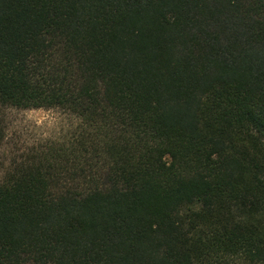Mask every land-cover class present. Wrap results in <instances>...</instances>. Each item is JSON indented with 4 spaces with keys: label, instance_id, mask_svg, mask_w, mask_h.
Segmentation results:
<instances>
[{
    "label": "trees",
    "instance_id": "1",
    "mask_svg": "<svg viewBox=\"0 0 264 264\" xmlns=\"http://www.w3.org/2000/svg\"><path fill=\"white\" fill-rule=\"evenodd\" d=\"M0 107L78 120L0 180V264H264V0H0Z\"/></svg>",
    "mask_w": 264,
    "mask_h": 264
},
{
    "label": "rangeland",
    "instance_id": "2",
    "mask_svg": "<svg viewBox=\"0 0 264 264\" xmlns=\"http://www.w3.org/2000/svg\"><path fill=\"white\" fill-rule=\"evenodd\" d=\"M5 137L0 143V180L17 162L47 144L70 136L78 120L59 108L0 107Z\"/></svg>",
    "mask_w": 264,
    "mask_h": 264
}]
</instances>
